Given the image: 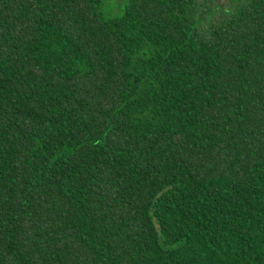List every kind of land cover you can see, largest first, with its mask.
<instances>
[{
    "label": "trees",
    "instance_id": "1",
    "mask_svg": "<svg viewBox=\"0 0 264 264\" xmlns=\"http://www.w3.org/2000/svg\"><path fill=\"white\" fill-rule=\"evenodd\" d=\"M205 1L0 0V264H264V0Z\"/></svg>",
    "mask_w": 264,
    "mask_h": 264
},
{
    "label": "rangeland",
    "instance_id": "2",
    "mask_svg": "<svg viewBox=\"0 0 264 264\" xmlns=\"http://www.w3.org/2000/svg\"><path fill=\"white\" fill-rule=\"evenodd\" d=\"M199 3H201L203 0H197ZM208 6H214L213 11H211L208 8V12L204 15L203 19L201 20V26L203 28L208 27L209 23L215 22L220 20L221 14L226 12V7L232 2V0H206L205 1ZM109 9H111L112 12H115L119 6L123 4V0H108ZM218 5V6H217Z\"/></svg>",
    "mask_w": 264,
    "mask_h": 264
}]
</instances>
